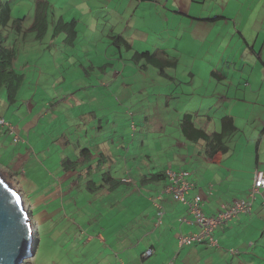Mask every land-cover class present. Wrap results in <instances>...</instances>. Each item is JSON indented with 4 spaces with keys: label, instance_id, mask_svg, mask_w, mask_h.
Segmentation results:
<instances>
[{
    "label": "rangeland",
    "instance_id": "rangeland-1",
    "mask_svg": "<svg viewBox=\"0 0 264 264\" xmlns=\"http://www.w3.org/2000/svg\"><path fill=\"white\" fill-rule=\"evenodd\" d=\"M36 1L0 0V5L8 3L12 19L25 17V26L29 27ZM53 1H56L53 8L56 20L61 16L66 21L78 17L77 29L86 30L91 35L96 31V37L87 43L84 38H79L78 42H81H76V50L72 51V45L64 41L65 32L57 36L48 32L43 39L36 40L32 30H28L24 39L13 26V21L3 27L6 43L18 44L16 66L26 72V77L16 103L10 104L5 89H2L0 112L7 111V118H13L17 130H23L25 126L20 135L22 138L25 135L27 141L29 135L30 140L27 143L13 142L14 135L8 132L5 125H1V145L28 156L19 172L14 167L20 154H16V159L9 154H0V170L21 191L33 223H36L34 238L35 242L39 241L37 250L34 255L26 257L24 264H104L110 258L121 256L117 249L118 245L122 246L121 238L115 240L113 245L110 240H101L99 231L108 238L112 230L109 227L105 230L103 227L94 228L95 223L84 222L78 210L86 211L85 206L90 205L108 214L110 209L105 208L104 198L96 199L87 189L76 188L66 195L62 194L61 191H66L75 178L65 177L64 160H79L83 157L81 152L86 151L83 149L90 146L95 163L101 160V153L104 152L114 176L120 178L126 172L132 174L137 179L134 190L140 192L142 185L138 178L155 171L163 172L178 164L179 141H188L182 132L181 116L177 112L183 103V94L176 91L168 97L172 89L169 85L171 80L160 77L159 69L152 64L148 65V70H144V62L137 63L132 58L133 49L128 50L125 44H117V35H120L122 27L120 17L123 14L130 16V3L135 4L136 0H122L121 3L113 0L106 7L102 3L107 0H52V4ZM118 2L120 5L116 8ZM192 6V15L203 13V17L217 18L215 22L218 25L213 28L201 25L204 29H213L211 36L220 30L223 31L222 35L232 31L238 36L242 30L249 45L244 43L243 37L240 38L233 47L238 52L230 56L231 60L239 65L244 62L254 65L257 69L255 73L259 75L258 70L264 68V0H193ZM108 13L113 18H109L110 23L100 17V14L104 16ZM50 22L49 31L53 27L52 19ZM137 24H140L139 20ZM50 36L54 37L52 40L55 42L51 48L47 47L52 41ZM226 40L220 46L222 50ZM94 43L99 47L95 48ZM207 53L203 51L199 55L206 58ZM213 53L211 50L208 58ZM74 57L77 59L75 62L72 61ZM93 64L97 69L91 68ZM23 66L26 70L22 69ZM169 69L174 73V68ZM121 70L124 75L116 80ZM181 72L179 69L178 73ZM234 72L238 75L237 71ZM89 79L93 85L88 83ZM172 87L173 90L177 88L174 83ZM14 110L16 116L12 112ZM30 119L32 123L26 124L25 121ZM122 146L125 148L123 153L120 152ZM260 158L264 160V151ZM95 171L92 170L93 175ZM40 193L49 197H38ZM43 206H49L46 207L49 210L60 209L46 220L40 213ZM113 211L111 217L116 216ZM103 213L101 223L104 221ZM90 216L93 214L89 215L86 211L85 217ZM118 219L121 220V217ZM113 223L122 227L125 222L114 219ZM89 235H93V238L89 239ZM141 240L135 239L137 244ZM140 247L142 252L146 250L144 242Z\"/></svg>",
    "mask_w": 264,
    "mask_h": 264
},
{
    "label": "crops",
    "instance_id": "crops-1",
    "mask_svg": "<svg viewBox=\"0 0 264 264\" xmlns=\"http://www.w3.org/2000/svg\"><path fill=\"white\" fill-rule=\"evenodd\" d=\"M48 1L51 3V19L54 26L57 16L53 8L56 1H53L54 4L52 0ZM112 1L107 0L102 4L106 7ZM121 1L119 0L120 3ZM119 2L116 8L120 5ZM192 2L193 0H136L135 4L130 3L132 5L130 16L123 14L120 17L119 23L122 27L119 34L131 44L128 50L133 49V54L136 51L156 52L177 61L176 66L170 67L175 69L174 73L169 67L165 68L166 74L161 73L157 68L160 77L164 76L171 80L169 85L172 89L168 92L169 94L167 93L168 97L176 91L183 94V103L177 111L181 119L185 113L190 112L197 126L206 129L209 133H214L221 130L223 116L234 117L238 130L228 139L230 148L227 152L219 150L211 156L205 140L193 142L184 136L188 141L182 139L179 141L177 166L166 168L167 170H190L194 187L189 191V197L196 193H203L205 195L203 209L208 215H214L222 204H230L238 198L250 199L255 171L257 169L264 171V160L260 158L261 152L264 151V68L262 71L258 70L262 74L260 76L255 73L257 69L254 65L246 62L239 65L238 62H233L231 58L238 52V50L234 51V45L242 37L245 39L244 43L249 45L247 37L241 33L242 30L238 36L232 31L222 35V30L211 36L213 29H204L201 25L204 24L207 27L210 25L213 28L218 25V22H215L218 21L217 18L203 17V13L192 15ZM61 17L66 20L64 16ZM100 17L109 23V18H112L110 13L104 16L100 14ZM73 19L79 21L78 17L74 16ZM138 20L140 24H137ZM175 27H179L180 30ZM25 28L28 27L25 26ZM49 30L48 32L53 34V27L51 31ZM95 34L96 31L91 35L88 31H80L78 28V36L72 44V51L76 50L75 45L79 38H84L87 43L95 39ZM53 36H50L51 40ZM224 39L227 40L222 50L220 46ZM80 42L81 40L78 43ZM54 43L53 39L47 47L51 48ZM97 47L99 46L95 44V48ZM209 48L212 49L207 53ZM86 49L89 51V48ZM211 50L214 53L208 58ZM203 51L207 53L206 58L205 55L201 57L199 55ZM16 60L15 67L19 69L16 66ZM75 60H77L76 57L72 58V61L75 62ZM148 65L150 64L142 68L148 70L150 68ZM94 66L96 64H93L91 68ZM101 67L104 69V66ZM24 68L25 66L22 67ZM179 69L182 70L181 74L178 73ZM234 71H237L238 75ZM118 72L116 80L124 75L122 70ZM155 74L156 72L153 75ZM63 77L67 78L66 75ZM88 83L93 85L91 79ZM173 83L175 87L177 86L174 90ZM12 112L14 116L17 115L15 110ZM0 114L22 135L25 126L23 130H17L13 118H7V111L4 110ZM25 123L31 124V119ZM23 138L25 139L26 136L24 135ZM28 141H15L13 138V142L27 143ZM91 150L89 146L85 153L81 152L83 157L77 160L73 169L65 168L67 173L65 177L75 176V178L70 187L61 192L66 195L76 188H83L91 191L96 199H105V208L110 209L108 214L103 213L101 208L94 209L90 205L85 206L86 211L93 216L85 217L86 211L78 210L84 222L88 220L95 223L94 228L103 227L105 230L109 227L110 231L112 230L108 238L104 232L99 231L101 240H110L113 245L115 240L121 238L119 241L122 246L117 244L121 256L110 258L104 264H264V194H259L253 200L249 212H240L226 223L216 227L214 235L218 244L208 245L201 242L181 244V235L197 232L200 227L196 223L187 222L192 216L184 203L175 200L171 193L163 192V187L167 183V170L155 171L138 178L142 187H139L140 192H137L134 190L137 179L132 174L126 172L120 178L114 176L109 164L106 163L108 156L102 152L101 160L95 163ZM124 150L122 146L120 152L123 153ZM0 154H9L15 159L16 154H20L15 170L24 166L28 156L17 152L16 149L10 151L1 143ZM93 169L96 170L94 175ZM104 173H108L107 176ZM38 197L49 196L40 193ZM159 205L164 211L161 219ZM46 207L49 206H43L42 212L40 211L46 220L60 209L56 207L49 210ZM113 209V214L116 216L111 217ZM101 213H103V223H101ZM118 217H121V220ZM114 219L125 223L122 227H118L114 225ZM129 224L131 225L128 226ZM139 237L142 238L141 242L146 244V250L143 252L140 247L141 242L137 244L135 241V239L139 240ZM92 238L93 235H89V239ZM149 249L151 252L148 254Z\"/></svg>",
    "mask_w": 264,
    "mask_h": 264
},
{
    "label": "trees",
    "instance_id": "trees-1",
    "mask_svg": "<svg viewBox=\"0 0 264 264\" xmlns=\"http://www.w3.org/2000/svg\"><path fill=\"white\" fill-rule=\"evenodd\" d=\"M50 19L51 3L48 0L36 1L34 20L28 28H25L24 17L12 19L11 6L8 3L0 5V92L2 89H5L6 98L10 104L17 102L26 74L15 67V60L19 55V47L16 42L12 45L6 43L7 37L2 31L3 27H6L13 21V26L22 34L23 38L26 37L28 30H32L35 32V38L41 40L48 33ZM62 32H65L66 35L64 41L71 45L74 44L78 36L77 20L72 19L66 21L62 17L58 18L53 26V34L56 36ZM117 38V44H125L127 47L131 48V44L123 36L117 35ZM132 58L135 59L136 62L144 61L143 66L152 64L158 67L163 74H166L165 68L174 67L177 64V61L169 56L149 51H136ZM180 125L187 139L191 141L205 140L207 142L208 153L211 156L219 150L227 152L230 148L228 139L238 130L235 119L231 115L222 117L221 130L214 133H209L206 129L197 126L194 121V116L190 112L183 115ZM7 129L9 132L8 127ZM84 150L87 149L84 148L83 151ZM76 163L77 160L70 158L64 160L66 169H73ZM17 171L20 172L21 169ZM104 174L107 176L108 173Z\"/></svg>",
    "mask_w": 264,
    "mask_h": 264
},
{
    "label": "built area",
    "instance_id": "built-area-1",
    "mask_svg": "<svg viewBox=\"0 0 264 264\" xmlns=\"http://www.w3.org/2000/svg\"><path fill=\"white\" fill-rule=\"evenodd\" d=\"M0 124L9 128L10 133L14 135L15 141H25L15 130V126L8 122L5 117L0 115ZM191 171L188 169H168L166 171L167 183L163 187V192L171 193L175 200L184 203L191 214V219L187 222L196 223L200 230L191 234L181 235V244L206 243L208 245L218 244L214 232L217 226L226 223L240 212H249L252 208V202L259 194H264V171L257 169L254 175L253 185L250 189V199L238 198L230 204H222L218 212L214 215H208L203 209V193H196L189 197V191L194 187L190 178ZM131 180L130 178H124ZM162 192V191H161ZM211 192V191H210ZM160 206V205H159ZM163 207L159 208V217L163 215ZM186 220V218H184ZM151 249L147 251L149 254Z\"/></svg>",
    "mask_w": 264,
    "mask_h": 264
},
{
    "label": "water",
    "instance_id": "water-1",
    "mask_svg": "<svg viewBox=\"0 0 264 264\" xmlns=\"http://www.w3.org/2000/svg\"><path fill=\"white\" fill-rule=\"evenodd\" d=\"M23 195L0 170V264H21L35 254L31 215Z\"/></svg>",
    "mask_w": 264,
    "mask_h": 264
},
{
    "label": "bare ground",
    "instance_id": "bare-ground-1",
    "mask_svg": "<svg viewBox=\"0 0 264 264\" xmlns=\"http://www.w3.org/2000/svg\"><path fill=\"white\" fill-rule=\"evenodd\" d=\"M30 220H31V224L33 223V220H32V217L30 218ZM33 225V224H32Z\"/></svg>",
    "mask_w": 264,
    "mask_h": 264
},
{
    "label": "clouds",
    "instance_id": "clouds-1",
    "mask_svg": "<svg viewBox=\"0 0 264 264\" xmlns=\"http://www.w3.org/2000/svg\"><path fill=\"white\" fill-rule=\"evenodd\" d=\"M30 211V210H29Z\"/></svg>",
    "mask_w": 264,
    "mask_h": 264
}]
</instances>
